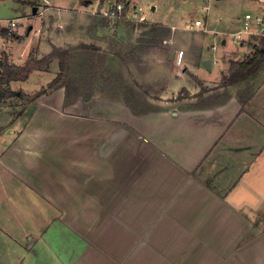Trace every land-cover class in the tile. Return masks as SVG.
Segmentation results:
<instances>
[{
  "label": "crops",
  "instance_id": "1",
  "mask_svg": "<svg viewBox=\"0 0 264 264\" xmlns=\"http://www.w3.org/2000/svg\"><path fill=\"white\" fill-rule=\"evenodd\" d=\"M64 1L52 0L53 10L63 11ZM85 1L99 22L102 3ZM244 15H231L229 26L240 29ZM0 30L4 39L7 29L0 24ZM29 45L14 44L8 62L18 64ZM55 61L54 75L50 67L39 69L48 76L41 86L59 72ZM229 61L213 60L215 70L198 60L178 64L174 77L187 84L166 86L187 87L198 99L188 107L135 113L107 101L122 112L111 113L90 106L99 101L87 96L64 106L59 87L21 107L16 118L11 114L0 126L2 183L30 190L45 219L34 227L26 211L23 231L3 232L8 250L0 264H264V64L244 81L206 87L218 77L223 82ZM190 76L202 84L198 90ZM5 101L0 113L11 107Z\"/></svg>",
  "mask_w": 264,
  "mask_h": 264
},
{
  "label": "rangeland",
  "instance_id": "2",
  "mask_svg": "<svg viewBox=\"0 0 264 264\" xmlns=\"http://www.w3.org/2000/svg\"><path fill=\"white\" fill-rule=\"evenodd\" d=\"M85 2L64 1L60 3L64 7L63 11L57 13L53 10L55 6L52 0H23L18 5L20 12L14 0H0V24L6 27V20L20 16L16 26L12 29L6 28V32H2L4 39L0 32V48L3 49L1 53L5 54L7 60L14 61L9 56L12 46L26 41H29L30 45L25 55L16 59L18 64H23L30 55L36 58L45 56L47 53H43L42 46L47 42H52V48L73 49L70 76L76 80L77 86L81 85L82 92L70 103L64 102V106L78 100L88 102L84 96L89 100L94 98L99 101L90 106L106 111L110 108L107 101L117 104L122 102L135 113L156 108L177 109L191 106L198 99L193 98L194 94L191 95L192 92L187 87H176L174 84H171L173 88L169 87L171 82L187 84L185 79L174 77L173 71L178 68L179 63L184 60H198L200 65H210V69L214 67L212 70H215L218 66L212 65L213 60H230V64L235 60V55H238L237 60H240L250 53L253 43L260 45L259 39H264L262 36H249L243 41L246 46L243 51L235 53L236 41H232L230 33L237 30H233L228 24L231 15L242 17L246 11L253 17L260 16L264 20V0H129L125 2V18L116 22L107 18L96 22V8H87ZM152 5L156 7L154 11L151 10ZM39 11L45 13L39 15ZM52 14L57 18L56 21ZM140 16L144 19H140ZM195 19L202 20L206 30L202 27H184L187 22L193 24ZM169 23L170 26L167 25ZM221 38L226 40L225 45L221 44ZM79 45L94 46V52L101 58L89 59L82 49L75 48ZM213 45L215 49H212ZM21 49L22 45L15 54L18 55ZM27 52L29 54L26 56ZM158 61L159 66H154ZM181 66L183 67L184 63ZM48 67L54 75L56 67L50 63L43 68ZM219 78L215 79L214 83L204 85L210 90H216L223 83ZM47 79L45 72L36 70L27 80L9 84L16 92L22 90L24 96H19V99L16 96L6 99L5 102L11 107L2 108L6 112L0 113V126H5L11 114L13 119L16 118L13 114L21 112V107L28 105L34 93L41 88L44 87L47 94L59 88H47L48 83L41 86ZM190 83L191 86L195 85L196 90L202 86L201 84L196 87L193 76H190ZM168 84L169 86H166ZM30 89L37 90L33 93L25 92ZM215 92L212 91V94ZM111 108V113H122L119 109ZM21 124L17 121L9 126V137L17 132ZM3 174L4 168L1 167L0 236H3V232L17 235L16 231H23L25 225L30 224L27 216H34L32 220L35 222L32 224L36 227L38 222L45 219V214L42 212V206L35 203L31 191L23 185L6 187L2 183ZM6 192L11 195V199L7 198ZM26 211L30 215H27ZM6 250L8 248L0 241V254Z\"/></svg>",
  "mask_w": 264,
  "mask_h": 264
},
{
  "label": "trees",
  "instance_id": "3",
  "mask_svg": "<svg viewBox=\"0 0 264 264\" xmlns=\"http://www.w3.org/2000/svg\"><path fill=\"white\" fill-rule=\"evenodd\" d=\"M15 2H23V0H14ZM105 0H100V4ZM123 1L126 0H116ZM6 32V31H5ZM260 45L252 44V52L246 55L244 58L237 60L231 59L228 73L225 74L223 83L226 84H235L246 79H249L254 74L257 73L259 69L264 64V49L263 39L260 40ZM76 49L80 48L83 50V53L90 59L93 57H99V54L94 52V46L79 45L75 47ZM73 49L66 48L61 49L58 47H53L49 53L41 58H36L32 55L27 57L26 61L23 64H11L8 62L5 54L1 53L0 60V102L6 100L7 98L13 97L16 95V91L10 88L9 83L12 81L26 80L30 73L33 70H39L43 67H47L51 62L57 60L59 72L56 76L47 84V88H56L64 87L65 95L64 102L65 104L70 103L75 100L81 91V85L77 86L76 80L72 78V58L74 57ZM98 59V58H97ZM101 62V60H99ZM47 91L44 87L38 90L31 97L30 101H34L36 97L40 94ZM204 91V88L200 89V93ZM24 94H20V97ZM1 134V127H0Z\"/></svg>",
  "mask_w": 264,
  "mask_h": 264
},
{
  "label": "built area",
  "instance_id": "4",
  "mask_svg": "<svg viewBox=\"0 0 264 264\" xmlns=\"http://www.w3.org/2000/svg\"><path fill=\"white\" fill-rule=\"evenodd\" d=\"M99 13L102 18H107L112 21L115 20L116 22L119 19L125 18V2L105 0L100 6ZM139 18L144 19L143 16H140ZM17 21V19L6 20V28L12 29L17 25ZM184 27L188 29L202 27L204 30H206L205 25L200 19H195L193 24L187 22ZM230 34L232 41L236 42L243 41L249 36L264 37V20L260 16L253 17L251 14L245 13L240 29L231 32ZM212 49H215V45L212 46Z\"/></svg>",
  "mask_w": 264,
  "mask_h": 264
},
{
  "label": "water",
  "instance_id": "5",
  "mask_svg": "<svg viewBox=\"0 0 264 264\" xmlns=\"http://www.w3.org/2000/svg\"><path fill=\"white\" fill-rule=\"evenodd\" d=\"M99 9H100V5H98V9H97V11H99Z\"/></svg>",
  "mask_w": 264,
  "mask_h": 264
}]
</instances>
